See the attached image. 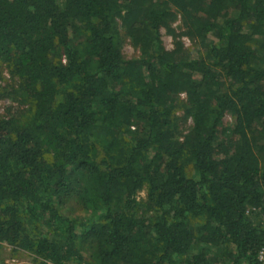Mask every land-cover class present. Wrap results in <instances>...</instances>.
<instances>
[{
	"label": "trees",
	"instance_id": "1",
	"mask_svg": "<svg viewBox=\"0 0 264 264\" xmlns=\"http://www.w3.org/2000/svg\"><path fill=\"white\" fill-rule=\"evenodd\" d=\"M0 78V248L264 264V0H0Z\"/></svg>",
	"mask_w": 264,
	"mask_h": 264
},
{
	"label": "rangeland",
	"instance_id": "2",
	"mask_svg": "<svg viewBox=\"0 0 264 264\" xmlns=\"http://www.w3.org/2000/svg\"><path fill=\"white\" fill-rule=\"evenodd\" d=\"M172 30L175 31V35L169 31V28L163 27L161 29L162 40L167 49H173L175 43L178 39L182 40L184 47L187 52L195 54L196 47L195 41L186 33H184V28L182 27L181 16L179 15L177 19L171 24ZM124 55L128 58L138 56L140 50L135 48L133 44L127 39L123 46ZM8 75V73H6ZM5 81L0 78V89L5 85ZM21 104L17 100H12L6 97H0V112L4 113L8 108H11L13 112L21 109ZM232 122L230 116L225 117V124H230ZM192 120L189 119L184 125V133L188 132V128L191 126ZM141 198L146 197V192L141 191L139 193ZM76 208V207H75ZM0 264H52L48 261H43L40 258L25 252V251H15L11 246L3 244L0 248Z\"/></svg>",
	"mask_w": 264,
	"mask_h": 264
},
{
	"label": "built area",
	"instance_id": "3",
	"mask_svg": "<svg viewBox=\"0 0 264 264\" xmlns=\"http://www.w3.org/2000/svg\"><path fill=\"white\" fill-rule=\"evenodd\" d=\"M262 224H263V228H264V213H263V217H262ZM258 258L261 262L264 263V244L262 245V247L259 249V253H258Z\"/></svg>",
	"mask_w": 264,
	"mask_h": 264
}]
</instances>
